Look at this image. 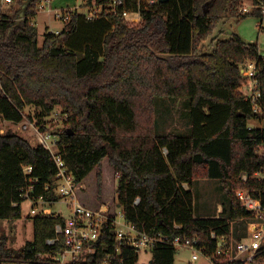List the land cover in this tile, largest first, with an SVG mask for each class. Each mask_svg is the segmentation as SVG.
<instances>
[{
	"label": "trees",
	"instance_id": "1",
	"mask_svg": "<svg viewBox=\"0 0 264 264\" xmlns=\"http://www.w3.org/2000/svg\"><path fill=\"white\" fill-rule=\"evenodd\" d=\"M43 1L12 0L6 11L0 0V118L20 122L27 105L41 109L42 117L61 108L67 125L60 130L59 151L76 182L97 168L100 192L102 162L109 158L119 176L118 204L141 231H162L171 239L198 234L213 252L217 242L211 232L229 233L234 221L241 238V221L253 213L241 206L236 191L247 188L264 204V177L256 176L264 172V125L249 124L264 119V56L258 42L237 33L217 39L210 52L201 47L225 17L253 15L264 29L260 11L242 12L244 0H168L148 7L142 3V18L135 22L123 11L139 9L138 0H124L117 13L106 9L94 19L72 13L60 32L47 31L40 43L34 17ZM93 1L108 0H84L83 6ZM250 60L258 69L256 102L242 90V68ZM159 96L189 99L190 133L156 134ZM30 165L32 172L25 173ZM57 172L50 150L0 128V219L22 217V188L30 178L37 179L38 194L55 198L44 186ZM199 178L227 184V216H195L194 193L185 184ZM33 217L29 244L16 248L0 235V264H20L60 249L61 242L47 240L66 219ZM97 247L88 257L95 264L114 248L111 227ZM176 252L172 242L157 244L153 264H174ZM124 254L126 264H136L133 248H124Z\"/></svg>",
	"mask_w": 264,
	"mask_h": 264
},
{
	"label": "built area",
	"instance_id": "2",
	"mask_svg": "<svg viewBox=\"0 0 264 264\" xmlns=\"http://www.w3.org/2000/svg\"><path fill=\"white\" fill-rule=\"evenodd\" d=\"M12 0H1V6H9ZM124 0H108L106 3L93 1L85 6L63 8L61 11L55 10V18L61 19L64 24L70 21L74 12L82 11L88 19H94L106 14V9L112 13L118 12V5ZM159 0H138L139 9L123 11V15L131 20L138 22L141 20V5L145 7L151 6ZM44 5L40 6L42 10ZM259 10L264 18V0H251L249 5H243L241 11L244 13ZM263 23V22H262ZM263 25V24H262ZM61 30L53 31L60 32ZM244 75L254 82L253 90L247 93V99L256 102L260 96L259 91H254L258 72L257 63L255 61H247L242 68ZM254 110H261L256 105ZM58 113V112H55ZM52 118L56 119L57 116ZM37 142L50 150L55 161L58 172L53 178L51 184L47 183L45 191L52 190L55 198H46L43 193L36 192V178H30L28 185L22 188V195L26 200L32 203L31 214L37 215H58L64 217L61 212H53L52 206L59 200L66 202L71 208V214L66 219V224L56 225V236L49 238V244L61 242V247L57 252L38 253L36 258L24 261L20 264H95L88 260L89 255H95L98 251L97 241L103 236L107 227H111L113 231L114 248L106 253L104 260L99 264H126V256L124 248L135 250L137 262L139 263V254L142 250L151 251V261L153 260V250L159 243H170L176 249L179 247H188L192 251V261L203 260L200 264H264V258L261 257L264 252V204L260 198L253 196L247 188H240L236 191L237 198L240 200L241 206L253 213V216L247 221L245 233L238 238L232 230L226 234H218L211 232V237L216 240L217 247L215 251L210 252L208 246L203 242L200 235L194 234L177 235L171 239L170 235L159 231L152 234L139 230L135 224L129 221L121 208L120 213L114 208L111 210L109 204L102 203L97 207H89L80 199V191L82 182H76L74 175L69 171L63 155L59 151V138L54 139V135L47 130L40 129L37 132ZM25 173H31L33 166H24ZM256 176L264 177V172H257ZM243 179H248V174L243 175ZM185 187L186 184H185ZM25 200V201H26ZM137 198L135 203H139ZM118 206H120L118 204ZM176 226H180L176 224ZM4 264H17L16 262H6ZM98 264V263H96Z\"/></svg>",
	"mask_w": 264,
	"mask_h": 264
},
{
	"label": "rangeland",
	"instance_id": "3",
	"mask_svg": "<svg viewBox=\"0 0 264 264\" xmlns=\"http://www.w3.org/2000/svg\"><path fill=\"white\" fill-rule=\"evenodd\" d=\"M84 0H44V8L40 10L35 23L38 27L40 35V43H42L46 33L47 26H51L49 31H57L64 26L61 19L55 18V10L61 11L69 6H78L82 10ZM251 0H244L243 5H249ZM9 6H5L3 10H8ZM259 19L256 16L250 15L243 19L236 17H225L210 37L204 41L201 49L204 52H210L215 46L217 39H227L233 36L234 33L242 36L246 41L258 42L260 53L264 56V29L258 24ZM264 26V18H263ZM59 27V28H56ZM246 81L242 87L245 94L251 93L254 82L246 75ZM188 98H173L170 96L156 97V134H165L169 132L175 133H190L191 120L189 117V102ZM61 108L55 109L54 117L57 116L51 124V116H40L41 109L34 105L25 107L26 117L20 122H13L0 118V128L2 132L7 130L14 131L21 136L29 139L33 144L37 142V132L41 126L46 125L47 131L54 135V139L59 138L60 130L63 129L67 122L66 115L61 112ZM251 126H263L264 119L261 121L251 120ZM103 183L99 192L97 184V168L92 170L82 183L80 191V199L89 207H97L102 203L109 204L111 210L114 208L120 213L121 207L118 206L117 200V179L118 174L111 165L109 158H105L102 162ZM194 193V214L197 217L211 216H227L224 208L229 206V199L226 196L227 184L220 179L215 178H199L195 179L192 186L187 185ZM228 186H230L228 184ZM116 197V198H115ZM32 203L28 200L22 203V217L16 220L0 219V235L6 234L10 245L18 248L29 244L34 239V215L31 214ZM53 212H61L64 217H69L71 208L66 205L63 200L57 201L52 206ZM242 227H247V221L242 220ZM236 223L232 221L235 228ZM236 234V233H235ZM151 251L142 250L139 254L140 264H149L151 260ZM192 251L188 247H179L175 254L174 264H191ZM203 260L195 261L192 264L203 263ZM8 263V262H7ZM4 264V263H3Z\"/></svg>",
	"mask_w": 264,
	"mask_h": 264
},
{
	"label": "crops",
	"instance_id": "4",
	"mask_svg": "<svg viewBox=\"0 0 264 264\" xmlns=\"http://www.w3.org/2000/svg\"><path fill=\"white\" fill-rule=\"evenodd\" d=\"M83 4H84V3H83ZM73 7H78V6H73ZM80 8H81V7H80ZM82 8H83V7H82ZM37 15H38V14H37ZM37 15L34 17V22H35V18L37 17ZM35 24H36V23H35ZM50 27H51V26H49V25L47 26V30H48V31L50 30V29H49ZM63 27H64V26L62 25V27H60V28H59V27H56V28L63 29ZM117 176H118V175H117ZM118 177H119V176H118ZM117 180H118V179H117ZM84 182H85V179L82 181V183H84ZM117 183H118V181H117ZM115 198H116V197H115ZM83 203H84V202H83ZM86 204H87V203H86ZM97 206H99V205H97Z\"/></svg>",
	"mask_w": 264,
	"mask_h": 264
},
{
	"label": "water",
	"instance_id": "5",
	"mask_svg": "<svg viewBox=\"0 0 264 264\" xmlns=\"http://www.w3.org/2000/svg\"><path fill=\"white\" fill-rule=\"evenodd\" d=\"M160 2H165V1H168V0H159ZM73 132V131H72ZM120 205V204H119ZM151 264H153V260L151 261Z\"/></svg>",
	"mask_w": 264,
	"mask_h": 264
}]
</instances>
